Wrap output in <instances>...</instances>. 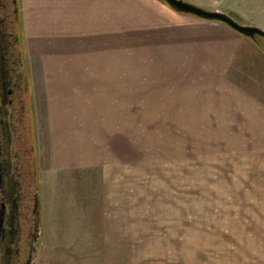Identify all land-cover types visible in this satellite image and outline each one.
<instances>
[{"label":"rangeland","instance_id":"rangeland-1","mask_svg":"<svg viewBox=\"0 0 264 264\" xmlns=\"http://www.w3.org/2000/svg\"><path fill=\"white\" fill-rule=\"evenodd\" d=\"M185 1L264 30V0ZM117 3L130 7L137 19L132 27L148 31L145 37L161 36L163 29L211 31L204 22L209 20L160 0ZM38 4L20 0L24 67L33 86L43 83L45 61L41 19L47 7ZM35 10L41 15L34 20ZM232 31L240 51L253 58L249 73L263 74L264 59L254 53L264 55V38L256 43ZM29 96L42 209L34 264H264V140L249 125L198 122L212 118L188 117L186 98L137 108L129 129L124 125L130 138L93 140L106 161L97 167L62 165L60 185L44 182L53 168L49 140L36 122L32 85ZM193 111L197 107L189 116ZM39 112L41 120L44 109ZM61 198L62 247H54L49 238L56 234Z\"/></svg>","mask_w":264,"mask_h":264},{"label":"crops","instance_id":"crops-1","mask_svg":"<svg viewBox=\"0 0 264 264\" xmlns=\"http://www.w3.org/2000/svg\"><path fill=\"white\" fill-rule=\"evenodd\" d=\"M36 1L37 9L47 7L41 19L43 83L33 86L30 74L36 122L47 133L53 166L44 182L61 185L65 164L102 165L106 155L93 140L129 139L124 125L129 129L134 109L177 98H186L188 117L212 118L198 122L244 123L264 140V73H249L253 58L240 51L233 29L204 21L211 31L163 29L161 36L145 37L148 31L132 27L137 19L130 7L116 0ZM39 15L30 13L34 20ZM59 204L56 234L49 238L54 247H62V198Z\"/></svg>","mask_w":264,"mask_h":264},{"label":"flooded vegetation","instance_id":"flooded-vegetation-1","mask_svg":"<svg viewBox=\"0 0 264 264\" xmlns=\"http://www.w3.org/2000/svg\"><path fill=\"white\" fill-rule=\"evenodd\" d=\"M20 0H0V264H34L42 222Z\"/></svg>","mask_w":264,"mask_h":264},{"label":"water","instance_id":"water-1","mask_svg":"<svg viewBox=\"0 0 264 264\" xmlns=\"http://www.w3.org/2000/svg\"><path fill=\"white\" fill-rule=\"evenodd\" d=\"M167 4L177 12L191 14L199 18L217 21L228 25L230 28L235 30L237 33L246 36L250 39H256L257 37L264 38V30L257 26H247L237 23L228 14L216 11L208 10L200 6L188 3L185 0H160Z\"/></svg>","mask_w":264,"mask_h":264},{"label":"trees","instance_id":"trees-1","mask_svg":"<svg viewBox=\"0 0 264 264\" xmlns=\"http://www.w3.org/2000/svg\"><path fill=\"white\" fill-rule=\"evenodd\" d=\"M256 43H257V40L256 39H253ZM31 115H32V113H31Z\"/></svg>","mask_w":264,"mask_h":264}]
</instances>
